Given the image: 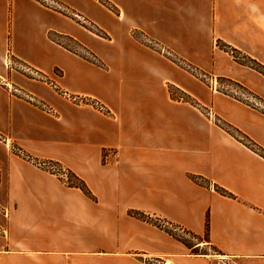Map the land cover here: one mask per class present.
<instances>
[{"label":"crops","instance_id":"obj_1","mask_svg":"<svg viewBox=\"0 0 264 264\" xmlns=\"http://www.w3.org/2000/svg\"><path fill=\"white\" fill-rule=\"evenodd\" d=\"M109 2L119 10L108 9L112 43L124 41L104 71L50 37L52 14H67L0 0V264H264V156L222 126L264 148V109L182 65L233 80L264 103V74L218 44L264 64V0ZM136 28L150 42L136 41ZM15 58H30L79 99L10 68ZM170 86L188 98H173ZM31 158L61 164L91 193Z\"/></svg>","mask_w":264,"mask_h":264},{"label":"rangeland","instance_id":"obj_2","mask_svg":"<svg viewBox=\"0 0 264 264\" xmlns=\"http://www.w3.org/2000/svg\"><path fill=\"white\" fill-rule=\"evenodd\" d=\"M42 4L46 5L48 8L53 10L62 11L60 14H67L68 19L64 20L63 16L52 14L50 23H49V35L56 42L61 43L62 45H68L69 49L73 51H77L79 53L84 54L86 57L95 60V65L101 67L102 70L107 71V69L113 66L115 63V59L109 57V52H114L113 48H118L121 46L120 38L117 37L115 43H112V39L115 35L113 30V26L111 27L108 23L109 10L115 9L109 0H38ZM116 10V9H115ZM119 11L118 9L116 10ZM74 20V21H73ZM77 22V23H76ZM39 28V26H36ZM85 28V29H84ZM111 31V33L109 32ZM92 32L94 35H92ZM132 36L135 37V40L148 41L145 39V36H141V32L138 28L133 30ZM111 39V41H110ZM219 45L220 42H218ZM55 51V49H54ZM175 58V57H172ZM178 59V58H177ZM18 62H16V61ZM60 60V59H59ZM58 60V61H59ZM121 60V59H118ZM181 60V59H180ZM179 61V60H178ZM20 62V63H19ZM10 68L18 66L19 69L24 71L26 74L35 78L37 80H41L43 82L48 83L56 88V90L62 94L61 87L57 85L55 79H52L33 66V62L30 58H15L13 62L9 60L6 61ZM23 64V65H22ZM186 69L190 70L194 73L195 76L207 82L213 90H219L231 94L233 96L239 97L241 99L246 100L244 95L240 92V86L235 85L236 83H232L230 81L225 80L224 78L217 77L215 75L206 73L201 71L198 67H194L191 64H182ZM30 69V70H29ZM39 72L40 76L34 72ZM58 74V72L56 73ZM230 80V79H229ZM55 83V85H54ZM57 86V87H56ZM8 87L15 91L18 88H14V86ZM171 87V94L173 98L186 99V96L181 90L176 89L175 87ZM173 89V90H172ZM235 90H238L239 93L236 94ZM244 90V89H243ZM246 91V90H245ZM27 94V98L30 101L37 102L42 109L50 111V108L46 106L43 102L36 101V97L32 96L29 93ZM34 95V94H33ZM195 104L199 105L198 101H195ZM201 108L208 114L211 107L200 105ZM209 109V110H208ZM214 113V111H213ZM215 116V113H214ZM216 117V116H215ZM217 120V117H216ZM14 144L11 143V147ZM17 146V145H16ZM36 159V158H35ZM42 160V159H38ZM175 237L179 238L182 241H186L189 244L197 242V238L195 235L191 234L189 231L177 228L176 225H170ZM176 234V235H175ZM212 250V249H211ZM209 251L208 247H203L202 249H194L193 253H203ZM213 251V250H212Z\"/></svg>","mask_w":264,"mask_h":264},{"label":"trees","instance_id":"obj_3","mask_svg":"<svg viewBox=\"0 0 264 264\" xmlns=\"http://www.w3.org/2000/svg\"><path fill=\"white\" fill-rule=\"evenodd\" d=\"M220 46L225 49L226 51H229L231 54H233V56L235 58H237L240 62L249 65L251 67H253L254 69L258 70L259 72H261L262 74H264V64L261 63L260 61L251 58L249 56H247L246 54H243L240 50L233 48L231 46H229V44H226L224 42H220ZM230 82H234L233 80H228ZM236 83V82H234ZM235 85L240 86L241 88H243L242 85L236 83ZM247 90V89H244ZM249 92V91H248ZM222 126L232 135H234L235 137H237L238 139H240L244 144H246L247 146H249L251 149H253L254 151H256L257 153L261 154L262 156H264V148H262L259 144H257L255 141H253L251 138H249L248 136H246L241 130H239L237 127H235L234 125L225 122L222 124ZM67 174L69 176V181L68 184L69 185H76L78 187H81L86 193H91V191L89 190L88 186L85 184V182L80 179L75 173H72L71 171H69L68 169H66ZM217 190L221 191L223 194H227V195H233L232 193H230L229 191H227L226 189H220L219 187H217ZM134 215L142 218L146 221L152 222L158 226L164 227L165 229H167L170 233H173L172 229L161 223L162 221H166L165 219L159 217V216H151L150 214H147L144 211H133ZM209 227V221H207V228ZM176 235V234H175Z\"/></svg>","mask_w":264,"mask_h":264},{"label":"built area","instance_id":"obj_4","mask_svg":"<svg viewBox=\"0 0 264 264\" xmlns=\"http://www.w3.org/2000/svg\"><path fill=\"white\" fill-rule=\"evenodd\" d=\"M34 73H36V74H38L40 76L39 72H36L35 71ZM54 85H55V83H54ZM61 91H62V95L63 96H65V97H67V98H69V99H71L73 101H77L79 99V97H77L76 95L71 94L70 92H68L66 90L61 89ZM240 91H241L240 93L242 95H244V97L248 101L253 102L255 105L260 106V107H262L264 109V103L262 101H260L259 99H256V97L253 94H250V93H248L247 91H245L243 89H240ZM235 92H236V94L239 93L238 90H235ZM96 105H97V107L100 110H105V106L103 104H101L100 102H96ZM209 116L214 117L213 111H210L209 112ZM12 148L16 152H18L19 154H21V155H23L25 157H29L18 146L13 145ZM31 160H34L37 165H39V166H41L43 168H46L47 170H50L51 172H53V173L57 174L58 176L62 177L66 181H69V176L67 174V171H66V169L61 164H59L57 162H54V161H51V160H38V159H35V158H31ZM174 229L176 230V229H178V227L177 228H174Z\"/></svg>","mask_w":264,"mask_h":264}]
</instances>
